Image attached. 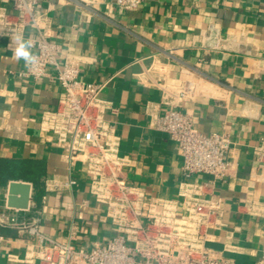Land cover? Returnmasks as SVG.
Wrapping results in <instances>:
<instances>
[{
	"label": "crops",
	"instance_id": "1",
	"mask_svg": "<svg viewBox=\"0 0 264 264\" xmlns=\"http://www.w3.org/2000/svg\"><path fill=\"white\" fill-rule=\"evenodd\" d=\"M0 7L14 12L5 0ZM35 13L37 24L21 36H0V159L38 160L44 172L37 193L30 180L12 176L0 178V190L11 180L29 182L30 211H39L41 228L57 239H68L73 222L72 241L83 248L113 231L98 221L97 205L75 204L88 196L80 162L72 194L58 190L42 199L46 177L67 175L65 146L38 125L40 111L56 106L61 89L52 67L39 78L12 71L25 64L14 58L17 39L33 43L45 35L80 59L81 79L104 84L101 96L116 108L107 118L129 159L126 178L151 199L176 197L186 182L207 183L202 189L224 203L211 246L234 264H264V161L255 153L264 143V0H141L130 9L112 0H38ZM185 83L189 90L181 94ZM147 106L180 109L201 133L228 135L231 175L213 184L207 174L185 176L177 144L149 126ZM0 237V264H28L31 237L5 226Z\"/></svg>",
	"mask_w": 264,
	"mask_h": 264
},
{
	"label": "built area",
	"instance_id": "2",
	"mask_svg": "<svg viewBox=\"0 0 264 264\" xmlns=\"http://www.w3.org/2000/svg\"><path fill=\"white\" fill-rule=\"evenodd\" d=\"M13 13L0 7V36H21L27 25L39 20L38 0H5ZM94 2L96 0H82ZM141 0H112L119 8L136 7ZM37 61L17 71L16 77L52 75L60 85L56 106L38 116L40 130L54 134L65 146L67 175L44 179L46 200L50 192L67 190L77 184L72 172L82 165L88 196L75 201L82 207L97 205L98 221L113 231L91 248L77 246L72 239L77 225L71 224L68 239H57L40 226L38 210L19 209L6 204L7 188L0 190V226L10 227L32 238L23 260L28 264H234L211 243L223 225V199L203 185L183 183L176 197H148L145 188L124 174L128 157L120 153V137L107 113L116 111L101 96L104 84L88 82L79 76L81 61L62 42L40 35L32 43ZM185 83L184 91L189 90ZM149 126L173 140L181 154L185 176L207 174L211 183L227 179L232 167L227 159L231 141L225 133L198 131L191 116L177 108L160 110L147 106ZM258 161H264V143L256 146ZM196 187V188H194ZM207 187V186H206ZM1 238V237H0Z\"/></svg>",
	"mask_w": 264,
	"mask_h": 264
},
{
	"label": "trees",
	"instance_id": "3",
	"mask_svg": "<svg viewBox=\"0 0 264 264\" xmlns=\"http://www.w3.org/2000/svg\"><path fill=\"white\" fill-rule=\"evenodd\" d=\"M44 172L41 161L32 159H0V178L12 176V178H23L30 180L34 192L40 190V176Z\"/></svg>",
	"mask_w": 264,
	"mask_h": 264
},
{
	"label": "water",
	"instance_id": "4",
	"mask_svg": "<svg viewBox=\"0 0 264 264\" xmlns=\"http://www.w3.org/2000/svg\"><path fill=\"white\" fill-rule=\"evenodd\" d=\"M31 184L23 180H11L7 186L6 204L9 207L26 209L29 206Z\"/></svg>",
	"mask_w": 264,
	"mask_h": 264
},
{
	"label": "clouds",
	"instance_id": "5",
	"mask_svg": "<svg viewBox=\"0 0 264 264\" xmlns=\"http://www.w3.org/2000/svg\"><path fill=\"white\" fill-rule=\"evenodd\" d=\"M32 48L33 44L30 39L25 40L23 37L18 38L14 49V58L23 60L25 66L34 64L37 61V57L33 54Z\"/></svg>",
	"mask_w": 264,
	"mask_h": 264
}]
</instances>
